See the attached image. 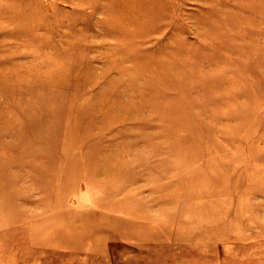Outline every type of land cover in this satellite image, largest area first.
Listing matches in <instances>:
<instances>
[{
  "label": "rangeland",
  "instance_id": "374dc122",
  "mask_svg": "<svg viewBox=\"0 0 264 264\" xmlns=\"http://www.w3.org/2000/svg\"><path fill=\"white\" fill-rule=\"evenodd\" d=\"M0 264H264V0H0Z\"/></svg>",
  "mask_w": 264,
  "mask_h": 264
},
{
  "label": "bare ground",
  "instance_id": "6f19581e",
  "mask_svg": "<svg viewBox=\"0 0 264 264\" xmlns=\"http://www.w3.org/2000/svg\"><path fill=\"white\" fill-rule=\"evenodd\" d=\"M110 109V108H109ZM113 110V109H112ZM113 112V111H112ZM113 115V114H112Z\"/></svg>",
  "mask_w": 264,
  "mask_h": 264
}]
</instances>
